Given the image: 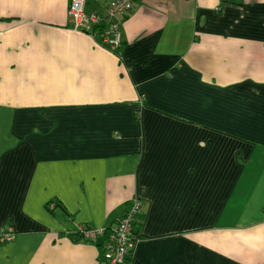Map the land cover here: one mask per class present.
<instances>
[{
  "label": "crops",
  "instance_id": "obj_1",
  "mask_svg": "<svg viewBox=\"0 0 264 264\" xmlns=\"http://www.w3.org/2000/svg\"><path fill=\"white\" fill-rule=\"evenodd\" d=\"M69 1L0 0V264H100L134 200L129 264H264V0H133L115 51Z\"/></svg>",
  "mask_w": 264,
  "mask_h": 264
},
{
  "label": "built area",
  "instance_id": "obj_2",
  "mask_svg": "<svg viewBox=\"0 0 264 264\" xmlns=\"http://www.w3.org/2000/svg\"><path fill=\"white\" fill-rule=\"evenodd\" d=\"M133 0H111L105 9L106 23L103 22V28L98 30L97 27L102 25L98 16L91 14L86 17L84 7L87 0H70L68 6V16L72 23L74 31L85 34L88 29L94 28L96 31L91 33V37L99 40L111 51H115L121 45L120 22L117 18L124 16L132 6ZM140 210V204L137 200L132 201L130 207L124 216L109 230L101 228L79 229L78 238L95 243L98 236L106 234V241L102 245V262L100 264H129V258L137 238L132 232V224L136 214ZM10 229L0 230V242L10 241L12 237Z\"/></svg>",
  "mask_w": 264,
  "mask_h": 264
},
{
  "label": "rangeland",
  "instance_id": "obj_3",
  "mask_svg": "<svg viewBox=\"0 0 264 264\" xmlns=\"http://www.w3.org/2000/svg\"><path fill=\"white\" fill-rule=\"evenodd\" d=\"M234 1H240V0H234ZM95 31L96 30L94 28H92V30L91 29H88V31H86V32H91V33L93 32L94 33ZM91 33H88L87 35H89L91 37V35H90Z\"/></svg>",
  "mask_w": 264,
  "mask_h": 264
},
{
  "label": "trees",
  "instance_id": "obj_4",
  "mask_svg": "<svg viewBox=\"0 0 264 264\" xmlns=\"http://www.w3.org/2000/svg\"><path fill=\"white\" fill-rule=\"evenodd\" d=\"M104 26H105V25H104ZM104 26H103V22H102V25H99V26L97 27V29H98V30H101Z\"/></svg>",
  "mask_w": 264,
  "mask_h": 264
}]
</instances>
